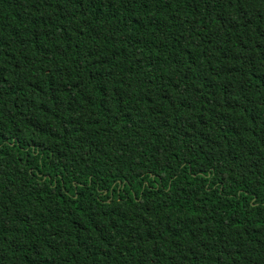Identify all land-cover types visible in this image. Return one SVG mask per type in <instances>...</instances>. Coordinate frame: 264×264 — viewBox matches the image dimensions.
<instances>
[{"label": "trees", "instance_id": "16d2710c", "mask_svg": "<svg viewBox=\"0 0 264 264\" xmlns=\"http://www.w3.org/2000/svg\"><path fill=\"white\" fill-rule=\"evenodd\" d=\"M0 264H264V0H0Z\"/></svg>", "mask_w": 264, "mask_h": 264}]
</instances>
